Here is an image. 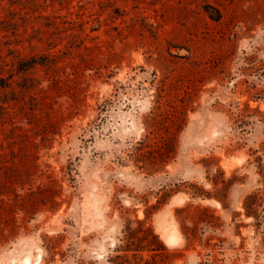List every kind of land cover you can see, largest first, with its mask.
Wrapping results in <instances>:
<instances>
[{"label":"rangeland","instance_id":"374dc122","mask_svg":"<svg viewBox=\"0 0 264 264\" xmlns=\"http://www.w3.org/2000/svg\"><path fill=\"white\" fill-rule=\"evenodd\" d=\"M128 217L264 264V0H0V264L155 263Z\"/></svg>","mask_w":264,"mask_h":264},{"label":"trees","instance_id":"16d2710c","mask_svg":"<svg viewBox=\"0 0 264 264\" xmlns=\"http://www.w3.org/2000/svg\"><path fill=\"white\" fill-rule=\"evenodd\" d=\"M33 60V61H32ZM35 66L34 58L27 61V65L25 64L24 69L33 68ZM233 178H230L228 181L224 180L227 184L231 183ZM216 183V182H215ZM196 194L204 193V191H195ZM256 196L255 193L249 194V202L247 206V214L248 215H258V210L254 204V201L251 200L252 197ZM149 216V215H147ZM138 223L137 226H134L135 223ZM125 237L123 243L119 245L125 251H133L136 256L141 257L146 262H149V258H144L142 252L149 251L150 259H153L155 263L152 264H159L155 257L158 255H171L172 252L168 251L164 241L160 238L159 234L155 232V229L152 224L147 223L146 219L140 218H131L128 217L125 227Z\"/></svg>","mask_w":264,"mask_h":264},{"label":"bare ground","instance_id":"6f19581e","mask_svg":"<svg viewBox=\"0 0 264 264\" xmlns=\"http://www.w3.org/2000/svg\"><path fill=\"white\" fill-rule=\"evenodd\" d=\"M237 157H238V156H237ZM237 157H236V159L240 158V157H238V158H237ZM227 161H228V159H227ZM227 161H226V162H227ZM228 163H229V161H228ZM212 200H214V199H212ZM217 202H218V201H217ZM218 203H219V202H218Z\"/></svg>","mask_w":264,"mask_h":264}]
</instances>
